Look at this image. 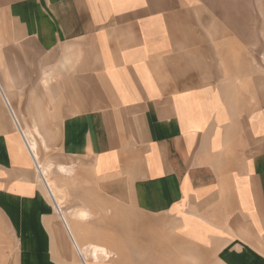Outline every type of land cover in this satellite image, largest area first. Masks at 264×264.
<instances>
[{"label":"crops","instance_id":"crops-1","mask_svg":"<svg viewBox=\"0 0 264 264\" xmlns=\"http://www.w3.org/2000/svg\"><path fill=\"white\" fill-rule=\"evenodd\" d=\"M217 24L191 0H0V264L107 251L89 219L129 209L264 264V99L217 80Z\"/></svg>","mask_w":264,"mask_h":264},{"label":"rangeland","instance_id":"rangeland-1","mask_svg":"<svg viewBox=\"0 0 264 264\" xmlns=\"http://www.w3.org/2000/svg\"><path fill=\"white\" fill-rule=\"evenodd\" d=\"M191 1L200 6L207 20L218 23L217 32L221 26L222 76L217 80L236 85L240 99L248 95L257 107L258 101L264 99V0ZM36 145L38 154L37 142ZM50 175L49 172L48 179L52 181ZM99 215L89 219L95 232L103 234L94 237V244L106 248L110 258H101L97 264H215V258L204 247L180 236L181 223L174 217L144 215L130 209L120 220L109 213L110 222ZM86 261L95 264L89 257ZM64 264H80L75 251L72 260Z\"/></svg>","mask_w":264,"mask_h":264},{"label":"bare ground","instance_id":"bare-ground-1","mask_svg":"<svg viewBox=\"0 0 264 264\" xmlns=\"http://www.w3.org/2000/svg\"><path fill=\"white\" fill-rule=\"evenodd\" d=\"M7 104V103H6ZM7 106H8V104H7ZM9 107V106H8ZM27 135V134H26ZM30 136V135H29ZM27 142H28V145H29V148H30V150H31V152H32V154H33V156H34V158H35V160H37L38 161V154H37V145H36V142H35V140H33L31 137L29 138H27ZM38 163V162H37ZM39 164V170H40V172H41V175H42V179H43V181L45 180V182L47 183V185H48V187L50 188V195L53 197V194H54V191L51 189V185H50V182L48 181V179H47V176H46V173H47V169H44L42 166H41V164L40 163H38ZM62 169V168H61ZM47 187V188H48ZM46 189V188H45ZM54 198V197H53ZM79 217H85V215L84 214H80L79 215ZM63 219H64V222H65V224H66V227H67V229H69V225H68V222L65 220V218L63 217ZM72 245H73V247L76 249V251H77V254L79 255V256H81L83 259H84V261L86 262V264H87V261H86V257H89V258H91L92 260H93V263H95V264H97V262H98V260H100L101 258L102 259H109L110 257H109V253L106 251V250H104V249H102V248H99V247H96V246H94V247H92V249L89 251V254H88V252H87V250H82V249H79L78 248V246L76 245V243L74 244V243H72ZM83 260L80 262V264H85V262H84Z\"/></svg>","mask_w":264,"mask_h":264}]
</instances>
